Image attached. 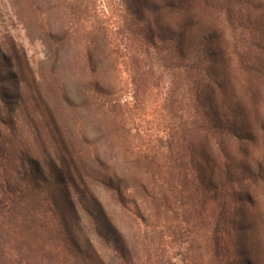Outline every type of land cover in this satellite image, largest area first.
I'll return each mask as SVG.
<instances>
[{
    "label": "rangeland",
    "instance_id": "374dc122",
    "mask_svg": "<svg viewBox=\"0 0 264 264\" xmlns=\"http://www.w3.org/2000/svg\"><path fill=\"white\" fill-rule=\"evenodd\" d=\"M0 142L75 212L0 218V264H264V0H0Z\"/></svg>",
    "mask_w": 264,
    "mask_h": 264
},
{
    "label": "trees",
    "instance_id": "16d2710c",
    "mask_svg": "<svg viewBox=\"0 0 264 264\" xmlns=\"http://www.w3.org/2000/svg\"><path fill=\"white\" fill-rule=\"evenodd\" d=\"M181 61L186 68L187 78L192 80L195 87L199 88L200 92H203L207 97L205 105L213 104L208 101L213 89L218 87V81L205 67V64L209 63V59L201 54L193 57L184 53ZM203 116L201 127L211 136L220 140L240 136L236 122H231L221 115L219 109L216 108L212 113L204 107ZM115 189L120 192L118 188ZM67 196L68 192L62 180L45 173L31 158L23 155L13 156V153H10L0 142V218L15 222L20 209L28 204L31 198L36 199V207L39 210L44 209V212L53 208L62 210L66 206L67 211L75 213L73 209L69 208ZM58 218L62 222L65 221L61 215ZM224 224L228 228L230 221L228 220ZM215 255L221 264L227 263L221 252H216Z\"/></svg>",
    "mask_w": 264,
    "mask_h": 264
}]
</instances>
